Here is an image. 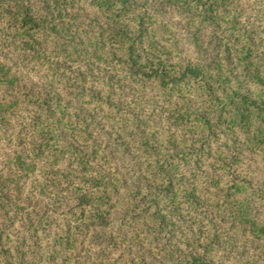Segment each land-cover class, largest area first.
<instances>
[{
    "label": "trees",
    "instance_id": "1",
    "mask_svg": "<svg viewBox=\"0 0 264 264\" xmlns=\"http://www.w3.org/2000/svg\"><path fill=\"white\" fill-rule=\"evenodd\" d=\"M44 2L0 0L36 76L0 59V122L26 109L30 127L4 135L0 264H83L115 209L129 237L171 243L151 248L168 264H264V0H159L177 26L145 0ZM118 151L137 158L130 177ZM130 244L102 262L146 264Z\"/></svg>",
    "mask_w": 264,
    "mask_h": 264
},
{
    "label": "rangeland",
    "instance_id": "2",
    "mask_svg": "<svg viewBox=\"0 0 264 264\" xmlns=\"http://www.w3.org/2000/svg\"><path fill=\"white\" fill-rule=\"evenodd\" d=\"M22 3H33L35 8H40L42 5H49V2H44V0H21ZM147 6L151 10H155V12L160 16V19L166 22H170L173 26H177L180 21V16L178 12L174 9L160 7L159 6V0H145ZM52 7V4L49 5ZM169 11V12H168ZM56 15L57 18V14ZM8 24L5 20L0 21V59L4 60L6 63L11 65L13 68H16V71H21L23 75L31 80L36 81V76L34 75L31 70H25V67L22 62H20V53L14 51L13 48H11L8 42L7 35L8 34ZM45 84L38 81L37 85L38 87H42ZM28 110L21 109V113L12 120L13 123L4 125L0 122V169L3 166V163L5 159L10 156L12 153H14V150L17 148L16 143L14 144H8L7 141L4 138V135H8L12 133V130H21L25 133H29L30 127L25 126V120L27 118ZM97 120H99L103 125V128H106L107 126L104 123V119L101 115L96 114ZM116 159L121 163V169L124 172V175H127L130 177L133 174L134 169H136L138 161L137 158L132 156L131 154L122 153V151H118L116 154ZM258 164L255 166V176L264 183V164L259 163L260 161H257ZM129 183V182H128ZM264 187V184H261ZM24 191L26 194H30V183L27 181L24 187ZM44 206V207H43ZM43 208H46L48 212L52 213L54 218H59L62 214L60 208L56 206L55 203L49 202L47 199L43 201ZM121 207V206H119ZM89 210L85 211L84 217H87V212ZM115 214H113L111 223L109 225V228H100L93 226L90 228V231L85 234V237L83 238V241L85 243V250L87 251V259L83 264H102L103 255L102 250L104 249H111V248H118L119 246H124L128 242L131 243L128 247V252L134 255L135 260L141 261V263L146 264H168L165 256V252L162 250L161 255H157L152 248V245L155 246H162L160 248H163L165 246H170L171 243L167 241V239H158L157 241L152 240L153 239V233L148 230V233H140V237H129V235L133 236L137 231V224L134 225L135 230L133 229V226L131 227V230L129 228V224L124 225L122 220L119 218V214H122V211L120 209H115ZM264 216V212L262 214ZM74 214L70 213L68 218H73ZM263 218V217H261ZM94 221V220H93ZM117 234H120L121 238L116 237ZM145 239V240H144ZM164 245V246H163ZM259 247L264 249V243H259ZM116 254V251L113 252ZM103 256V257H102ZM110 259L107 263L104 264H114L117 259L105 257L104 261ZM261 260H264V252L262 253Z\"/></svg>",
    "mask_w": 264,
    "mask_h": 264
}]
</instances>
